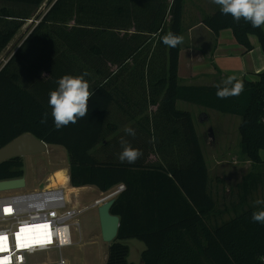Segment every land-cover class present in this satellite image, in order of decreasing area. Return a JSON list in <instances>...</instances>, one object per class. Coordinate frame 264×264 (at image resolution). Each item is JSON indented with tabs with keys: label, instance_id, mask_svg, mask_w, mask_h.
<instances>
[{
	"label": "trees",
	"instance_id": "16d2710c",
	"mask_svg": "<svg viewBox=\"0 0 264 264\" xmlns=\"http://www.w3.org/2000/svg\"><path fill=\"white\" fill-rule=\"evenodd\" d=\"M0 1L34 11L46 0ZM65 1L54 3L0 70V148L22 134L31 133L48 145L65 149L73 188L94 186L107 193L116 186H125L111 209L112 215L120 217V228L117 239L109 248L106 264H134L128 261L129 247L123 244L130 238L146 245L143 264H264L260 259L264 256V225L251 219L253 211L259 207L244 208L257 178L252 175L245 178L241 186L245 194L243 200L231 208L236 215L219 222L230 209H219L210 189L209 169L193 118L190 113L177 110L176 106L178 101H184L240 116L242 155L253 166L263 165L264 72L258 74V81L243 79L242 94L227 99L217 98V85H179L181 44L176 48L168 47L165 58L167 46L161 37L169 31L182 36L185 0L123 2L124 8L115 10L120 25L109 23V27L101 25V6L97 8L92 0L89 5H79L81 2L75 0V21L64 6ZM137 12L140 16L145 13L144 23ZM31 16L26 13L16 15L6 8L0 10V54ZM68 20L73 25H69ZM201 23L216 35L231 30L245 53L253 50L250 37L255 36L264 53L263 25L253 28L243 18L236 23L230 14L224 15L220 9L213 15L204 16ZM131 29L136 33L130 35ZM84 71L90 73L86 79L90 91L94 92L89 98L87 117L56 130L48 104L49 92L57 88L58 78L65 74L77 76ZM125 74L142 78L158 75L163 80L119 82V76ZM93 79H96L94 83ZM145 84H156L163 90L157 92L158 96L164 93L158 111L181 123L180 134H184L185 140L179 144L186 145L190 161L153 165L146 161V155L134 164L121 163L113 156L112 141L104 146L110 150L108 158H97L92 153L116 130L110 111L116 99L127 97L133 90L129 89L132 85L141 87ZM45 112L49 114L48 120L42 124L40 121ZM176 134L179 135L177 130ZM181 145L178 147L180 152L183 150ZM139 150L147 154L149 146L143 145ZM24 167L23 158L0 164V181L24 177Z\"/></svg>",
	"mask_w": 264,
	"mask_h": 264
},
{
	"label": "rangeland",
	"instance_id": "374dc122",
	"mask_svg": "<svg viewBox=\"0 0 264 264\" xmlns=\"http://www.w3.org/2000/svg\"><path fill=\"white\" fill-rule=\"evenodd\" d=\"M56 1L57 0H46L38 10L34 11L21 5L0 1V10L6 8L16 15L25 13L32 15L30 19L23 22L22 28L18 32L13 42L6 50L1 53V68L11 59L14 53L22 45L23 41L29 36L32 30L36 27V25H38L43 16L50 10ZM79 1L81 2L79 5H83L85 3L89 5V3H91V0ZM92 1L98 5L97 8H100L99 6H101L99 10V12H102L99 17L103 19L101 20V25L109 27V23L113 25H120L121 22L118 23L119 20L115 18V10H117L119 7L124 8L125 3H129L132 0ZM64 6L68 7V11L73 15L72 19L75 21L74 16L77 12L75 0H66ZM219 9L220 7L214 4L212 0H185L183 24L185 27H189L193 22L201 21L204 16L213 15ZM139 11H142V8ZM69 13L67 12L66 15ZM81 14L82 13L78 15L79 20L82 17ZM137 14L139 17H142L141 21L144 23L145 13H142L144 16L142 14V16H140L138 12ZM69 19L71 20V18ZM70 20H68V24L73 25ZM122 21L124 23L128 22L127 20ZM98 25H100L99 22ZM255 39L257 38L255 37ZM224 79L225 78H223V80ZM248 81L255 82L258 81V79L252 78L248 79ZM219 84H222V81H219L218 85ZM180 108H183V106H180ZM192 109L195 113L197 132L201 137L200 143L208 169L211 173V176L214 178V184L218 185L216 189L213 187V190L216 191L218 195V207L220 210H224L225 208L230 209L228 210V213H225L223 216H221L218 221H228L236 215L235 210L232 211L231 208L235 207L238 205V202L243 200L245 194L241 186L248 175L256 177L257 182L255 186L250 189V193L246 197L244 208L247 209L260 207L254 205V202L257 199H264V164L253 166L248 158L242 155L240 149L241 135L239 132L242 118L236 115L223 114L217 111L208 110L200 106H196ZM53 149V147H50L46 154H41L42 156H39L38 158H30L29 156L24 157L23 161L26 163L24 167V177L27 180V187L18 191L0 193V196L13 193H30L37 190H43L47 186L45 172L58 163L62 162L60 153H66L64 149L59 148V152L56 155L55 150ZM184 151L182 150L180 153L183 154ZM180 153L177 159L180 162L185 161L187 157L185 154L181 155ZM261 156L264 161V151L261 152ZM59 173L60 171L55 173L51 179L52 181L50 187H58L59 185L66 183L67 178L60 176ZM221 179L223 183L217 182ZM61 186H64L67 189L65 185ZM69 188H71V185ZM94 198L95 197H93L90 191L70 193L72 205L79 208H82L86 205L91 206L94 202ZM94 204L92 208L80 216V227L78 229L73 228V241L75 245L62 250L61 252L50 255L49 257H42L39 262L56 264L59 257H63L68 264L98 263L97 257L100 254H106L107 244L100 241L99 238H95L92 234L94 230L96 233H100L98 207H95ZM123 244L130 248V256L128 261L131 263H137L139 261V255H137L136 249H138V245L144 247L142 243L123 241Z\"/></svg>",
	"mask_w": 264,
	"mask_h": 264
},
{
	"label": "crops",
	"instance_id": "0c3cea01",
	"mask_svg": "<svg viewBox=\"0 0 264 264\" xmlns=\"http://www.w3.org/2000/svg\"><path fill=\"white\" fill-rule=\"evenodd\" d=\"M129 33L130 35H133L136 33V31L131 29ZM182 36L184 39L183 43L181 44V54L179 61V85L181 86H215L218 85L219 81H223V78H226L229 75H235L238 80H248L252 78L259 79L258 74L262 73L261 71H264V53L259 45L258 39H255L253 36L250 37L253 50L249 53H245L244 48L236 42L231 30H223L218 35H216L209 28L203 25L201 21H195L189 27H185L183 24ZM167 53L168 47H165V58L167 57ZM7 63H5L2 68H4ZM2 68L0 67V70H2ZM97 76L98 75L95 74V78L98 79L99 77ZM119 78L120 79L118 81L121 83L136 81L140 82L141 80H144L147 83L148 81L158 82L159 80H163L162 76L160 77L158 75H145V77L142 78L132 74H125L119 76ZM94 81H96V79H93L92 83H94ZM115 88L119 89L117 85H115ZM129 89L133 90L128 93L127 97L123 96L120 99L117 98L114 106H112L110 110L114 118L116 127L115 132L110 134L107 142L104 141L103 143L99 144L97 148L92 151V153L97 158H108L111 156V153L110 150H107L104 146L106 143L112 141V144L115 147L113 156L116 160H119V154L122 151L120 141L121 138L124 137L129 141L133 148L139 149V147H142L143 145L149 146L148 153H143L141 158L138 160H143L144 156L147 155L146 161L149 164H162L163 166L168 162L173 163L179 161L177 159L180 153L178 147L181 145L179 142H184L185 140L184 134H180L183 130V127L180 122H175L168 119L163 111H158L159 103L162 101L164 93L162 92L158 96L157 92L163 90L157 88L156 84H145L141 87L138 85H132ZM139 93H145V95L140 96L138 95ZM176 106L177 110L190 113L197 132L195 113L192 109L196 107V105L184 101H178ZM180 106H183V108H180ZM126 126L132 127L136 130L135 137L125 135L124 128ZM176 130L179 132V135L176 134ZM197 134L201 142V137L199 136L198 132ZM181 146H183V151H186H184L183 154H185L187 157L186 160H183L187 162L190 161V156H188L186 145L182 144ZM50 147L54 148L53 150H55L56 155L59 152V148L64 149L61 146L48 145V150ZM43 154H46V152ZM180 154L183 155L182 153ZM39 156L42 155L39 154L29 157L38 158ZM60 157L62 162L58 163L45 172L47 186H51V179L55 173L58 171H64L67 176V180L66 183L61 185H65L67 187L69 200L71 192L78 193L82 191H90L93 197H95L93 202L94 204L95 201L101 199L103 196L109 193L116 191L120 186H116L107 193H102L94 186H86L82 188H73L71 186V188H69L71 185L69 157L67 152L60 153ZM24 165H26V163H24ZM209 175L211 179L210 189H212V193L218 204V195L216 191L213 190V187L216 189L218 185L214 184V178L211 176L210 171ZM25 181L27 187L26 178ZM217 182L223 183L222 179ZM70 203L72 204L71 200ZM93 204L91 206H86L92 208ZM92 234L95 238L97 237L100 241L104 242L101 236V228L100 233H96L94 230ZM124 241L142 243L144 247L138 245L139 247L136 249L137 255H139V261L137 263H133L143 264L142 254L147 249L146 245L136 238H130ZM106 248V254H100L101 256L99 255L97 257V264L107 263L110 246L107 244Z\"/></svg>",
	"mask_w": 264,
	"mask_h": 264
},
{
	"label": "built area",
	"instance_id": "2783aa9c",
	"mask_svg": "<svg viewBox=\"0 0 264 264\" xmlns=\"http://www.w3.org/2000/svg\"><path fill=\"white\" fill-rule=\"evenodd\" d=\"M124 190L120 185L94 206L116 198ZM89 209L73 206L64 186L0 196V236L5 237L0 242V260L3 264H48L39 261L75 245L73 228L80 227L79 218ZM56 264L68 263L59 257Z\"/></svg>",
	"mask_w": 264,
	"mask_h": 264
},
{
	"label": "clouds",
	"instance_id": "9594fccd",
	"mask_svg": "<svg viewBox=\"0 0 264 264\" xmlns=\"http://www.w3.org/2000/svg\"><path fill=\"white\" fill-rule=\"evenodd\" d=\"M220 7L224 15H231L236 23L243 18L246 23H250L253 28L264 25V0H212ZM183 36L171 31L161 37L163 44L169 48H176L183 43ZM90 73L84 71L80 75L73 76L65 74L56 80L57 88L49 92L48 104L51 108L54 127L60 130L69 124H76L79 119L87 117L89 112V98L94 95L90 91V86L86 77ZM216 96L218 99L236 97L244 91V82L238 80L235 75L227 76L222 84L217 85ZM48 113L42 114L41 123L46 124ZM126 136L135 137L136 130L126 126L124 128ZM122 151L119 154L121 163L134 164L143 155L142 151L133 148L129 141L121 138ZM254 205L260 206L253 211L251 219L254 223L264 225V199H257ZM264 261V256L260 257Z\"/></svg>",
	"mask_w": 264,
	"mask_h": 264
},
{
	"label": "water",
	"instance_id": "95a60500",
	"mask_svg": "<svg viewBox=\"0 0 264 264\" xmlns=\"http://www.w3.org/2000/svg\"><path fill=\"white\" fill-rule=\"evenodd\" d=\"M47 150V143L39 140L31 133H25L0 148V164L14 158L43 154ZM25 187V177L0 181V193L18 191ZM115 201L116 198L110 199L98 207L101 236L109 246L117 239L120 228V217L111 214Z\"/></svg>",
	"mask_w": 264,
	"mask_h": 264
},
{
	"label": "snow or ice",
	"instance_id": "6c2138e0",
	"mask_svg": "<svg viewBox=\"0 0 264 264\" xmlns=\"http://www.w3.org/2000/svg\"><path fill=\"white\" fill-rule=\"evenodd\" d=\"M5 211H8V209H6ZM5 239V237L0 236V242H2ZM0 250H2V244H0ZM0 264H3V260H0Z\"/></svg>",
	"mask_w": 264,
	"mask_h": 264
},
{
	"label": "bare ground",
	"instance_id": "6f19581e",
	"mask_svg": "<svg viewBox=\"0 0 264 264\" xmlns=\"http://www.w3.org/2000/svg\"><path fill=\"white\" fill-rule=\"evenodd\" d=\"M60 176L64 177V178H67L66 174L64 173V171H60L59 173ZM52 181V180H51ZM76 194V193H75Z\"/></svg>",
	"mask_w": 264,
	"mask_h": 264
}]
</instances>
